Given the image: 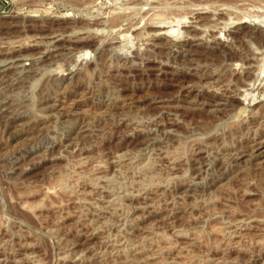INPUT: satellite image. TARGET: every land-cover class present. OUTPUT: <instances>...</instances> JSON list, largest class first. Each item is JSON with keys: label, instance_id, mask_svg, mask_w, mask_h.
I'll use <instances>...</instances> for the list:
<instances>
[{"label": "rangeland", "instance_id": "obj_1", "mask_svg": "<svg viewBox=\"0 0 264 264\" xmlns=\"http://www.w3.org/2000/svg\"><path fill=\"white\" fill-rule=\"evenodd\" d=\"M0 264H264V0H0Z\"/></svg>", "mask_w": 264, "mask_h": 264}, {"label": "bare ground", "instance_id": "obj_2", "mask_svg": "<svg viewBox=\"0 0 264 264\" xmlns=\"http://www.w3.org/2000/svg\"><path fill=\"white\" fill-rule=\"evenodd\" d=\"M165 14H162L161 12L160 13H157V14H155V15H153V17L151 18V22H152V24H160V22H163L164 21V19H162L163 18V16H164ZM166 18V17H165ZM159 19H162L161 21L159 20ZM247 20V19H246ZM164 23V22H163ZM134 26V25H133ZM153 26H155V25H153ZM159 26H163L162 24H160ZM157 27V26H156ZM163 28V27H162ZM164 29V28H163ZM159 30L161 31V29L159 28ZM169 30V29H168ZM172 30H174V28H172ZM162 32V31H161ZM171 32V31H170ZM160 33V32H159ZM165 33H167V32H165ZM164 33V34H165ZM168 34V33H167ZM124 36H125V34H124ZM169 36V35H168ZM167 36V37H168ZM123 37V36H122ZM126 37V36H125ZM169 38V37H168ZM121 40V39H120ZM58 69H61V71L62 72H57L56 74H60V73H62L63 75L64 74H66L65 73V71L67 70V69H65L64 67H60V68H58ZM251 72V71H250Z\"/></svg>", "mask_w": 264, "mask_h": 264}]
</instances>
